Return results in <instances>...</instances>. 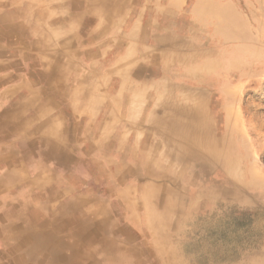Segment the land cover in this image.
I'll use <instances>...</instances> for the list:
<instances>
[{"label":"crops","instance_id":"crops-1","mask_svg":"<svg viewBox=\"0 0 264 264\" xmlns=\"http://www.w3.org/2000/svg\"><path fill=\"white\" fill-rule=\"evenodd\" d=\"M199 1L0 0V264H148L176 183L160 91Z\"/></svg>","mask_w":264,"mask_h":264},{"label":"rangeland","instance_id":"rangeland-1","mask_svg":"<svg viewBox=\"0 0 264 264\" xmlns=\"http://www.w3.org/2000/svg\"><path fill=\"white\" fill-rule=\"evenodd\" d=\"M261 58L264 0L199 1L191 33L175 45L170 57L166 82L160 91L167 102L158 107L163 120L172 118L175 124H181L189 117L194 138L196 125L205 126L208 119L212 132L218 129V133L225 120L222 107L229 103L237 113L249 98L260 105L255 112L258 120L240 113L233 123L234 131L242 133L245 142L241 155L235 144L229 145L230 159L242 165L230 171L227 181L219 165L212 161L218 153L193 146V153L203 157L205 170L193 167L191 159L180 163L182 138L168 136L166 160L174 167L169 170L176 182L174 194L167 215L164 213L156 221H161L159 239L155 243L149 233L145 234L150 248L138 250L137 262L264 264V124L260 123H264V98L261 102L253 89L242 90L254 80L264 81V69L258 76L254 72ZM245 162L249 163L247 172L259 180L247 178ZM164 189L159 188L161 195ZM225 189L234 193L224 195Z\"/></svg>","mask_w":264,"mask_h":264},{"label":"bare ground","instance_id":"bare-ground-1","mask_svg":"<svg viewBox=\"0 0 264 264\" xmlns=\"http://www.w3.org/2000/svg\"><path fill=\"white\" fill-rule=\"evenodd\" d=\"M232 37H234V36H232ZM263 59L264 58L258 59L257 62L255 63L254 72H255L256 76L260 75V73L264 69V68H262L263 67V64H264ZM242 78L243 77L240 76V79H242ZM233 88H235V87H233ZM247 88L248 89H253L252 91L254 92L255 96L260 97L261 102H262V100H263L262 98H264V81L261 82V81L254 80V81L250 82L249 85L242 87V90L243 91L245 89L247 90ZM239 89H240V87H239ZM228 94H230V90H228ZM252 100H253V98H249V101L246 102V106L242 107L241 109L238 108L237 109L238 110L237 113H236V111L234 109H232L233 107L229 103H227L224 107H222L224 109V111H225V120H223L224 121L223 122V126H222V128L219 129V132L218 133L216 132V131H218V129H214V128H213L214 129V132H212V128L209 126L208 119H207V124L205 126L203 124L196 125V130H195L196 133H195V137L194 138L192 136V128H191V125H190V121L188 120L189 118L188 119L185 118V121H182L181 124H175V126L174 125H167V127H165V129L167 130V136H169L170 134H173L174 133V135L182 138V143L179 144L180 145V148H179V157H178V159H179L180 163L181 162H186V161H188V160L191 159L194 162L193 163V167H194V165H196V168H198V169L204 168V170H205L206 165L202 163V158L203 157H201V155H200L199 152L193 153L194 150L192 149V147L193 146H204V149L206 151H209L210 149H212L213 151H215L216 153L219 154V156L217 155L218 158L217 157H214L213 158V160H212L213 161V164L219 165V167L222 170L221 175L224 176L225 177V180L227 181L230 171L231 170H234V169H237L240 165H242L241 162H234L232 159H230V155L231 154L229 152H230L231 149H230L229 145L232 144V143L235 144V146H236V152L239 155H241L242 154L241 146L245 142L244 141L245 140L244 139L245 138L244 135L241 136L242 133H240V132L238 133V132L234 131L235 130V127L233 126V123H236V120H238V118L240 116V113L242 114V116L249 115V116L254 117L256 120H258L257 119V115H256L255 112H256L257 108L260 107V105H257ZM260 123H261V126L264 124L263 122H260ZM253 131H255V130H252L251 134L254 133ZM232 137H233V139H232ZM40 144H41V142H40ZM244 161H246V160L243 159V162ZM247 164L249 166V163H246V162L244 163V168H245V173H246L247 178H250L251 180H259L258 177H256L255 175H252V173L247 172V170H248ZM234 177L236 178L235 175H234ZM221 181H223V180H221ZM216 182H214V183H216ZM231 184H232V182H231ZM217 186L219 187V185H217ZM223 193H224V195H231L234 192L231 191L230 189H227V190L225 189L223 191ZM24 208H25L24 205H20V206L15 207V209H24ZM38 234L39 233H37V235ZM34 239H36V237H34ZM40 239L37 238V241L45 242V241H41ZM46 240L49 241V242H51V243H55V245L56 244H64L62 241H54L52 239H46ZM81 247H83V246H81ZM69 250H71V249H69ZM63 259L64 258L62 257L61 258V261Z\"/></svg>","mask_w":264,"mask_h":264}]
</instances>
